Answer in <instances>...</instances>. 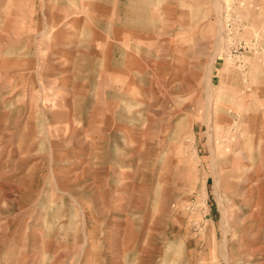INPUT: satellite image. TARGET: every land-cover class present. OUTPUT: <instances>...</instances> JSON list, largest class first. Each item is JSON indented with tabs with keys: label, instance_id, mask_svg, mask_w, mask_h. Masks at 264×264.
<instances>
[{
	"label": "crops",
	"instance_id": "crops-1",
	"mask_svg": "<svg viewBox=\"0 0 264 264\" xmlns=\"http://www.w3.org/2000/svg\"><path fill=\"white\" fill-rule=\"evenodd\" d=\"M171 8L165 0H0V83H13L14 90L13 105L0 112L17 115L2 125L8 132L0 155V264H20L22 193L51 195L50 215L66 218L64 225H139L147 227L141 242L151 232L163 247V229L150 227L164 225L165 205L149 207L143 179L158 176L159 165L149 163L165 159L149 153L157 143L142 136L143 109L133 98L144 96L142 83L154 79L148 68L155 72L166 62L161 46L165 35L176 33L165 24ZM194 33L207 34V27ZM190 45H173L171 76L187 81L196 94L207 61L202 50L197 60ZM209 82L212 87V75ZM119 97L130 105H117ZM54 130L62 133L55 136ZM41 144L48 153L38 156ZM256 177L264 187V174ZM120 254L95 256L100 263L119 257L125 258L121 264H133L132 250Z\"/></svg>",
	"mask_w": 264,
	"mask_h": 264
},
{
	"label": "rangeland",
	"instance_id": "rangeland-1",
	"mask_svg": "<svg viewBox=\"0 0 264 264\" xmlns=\"http://www.w3.org/2000/svg\"><path fill=\"white\" fill-rule=\"evenodd\" d=\"M165 2L172 6L165 24L176 33L165 35L161 46L166 62L155 72L154 66L148 68L154 79L142 83L144 96L133 98L143 109L138 115L142 136L157 143L149 145V153L165 159L149 163L150 168L159 165L158 176L150 173L143 179L150 187L149 207L165 205L164 225L150 227L163 229V247L151 232L141 242L147 227L139 225H64L66 218L50 215L51 195L22 193L20 264H121L125 258L112 263L103 257L100 263L95 255L114 250L121 255L126 248L134 253L128 259L133 264L148 259L156 264V255L162 264H264V187L256 177L264 174V0ZM200 26L208 33H194ZM173 45L192 46L197 60L199 50L206 56L196 94L187 81L172 79ZM12 85L0 83L1 111L13 105ZM125 99L119 97L117 105L129 106ZM8 116L12 120L17 115L0 112V155ZM20 116L21 121L26 117ZM46 153L45 146L37 147L36 155ZM56 206L60 208L59 202Z\"/></svg>",
	"mask_w": 264,
	"mask_h": 264
}]
</instances>
